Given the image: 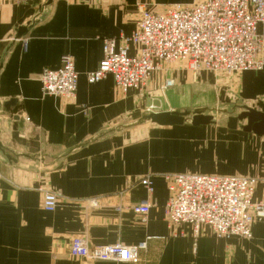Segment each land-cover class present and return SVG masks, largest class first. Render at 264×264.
Masks as SVG:
<instances>
[{
	"label": "crops",
	"instance_id": "crops-1",
	"mask_svg": "<svg viewBox=\"0 0 264 264\" xmlns=\"http://www.w3.org/2000/svg\"><path fill=\"white\" fill-rule=\"evenodd\" d=\"M194 1L50 0L40 11L47 0H0V143L17 161L10 163L0 154V264H133L73 257L69 245L74 237L89 246L126 247L149 238L134 264H264V220L252 224L249 240L218 239L208 227L194 239L187 224L169 230L163 178L252 177L257 180L253 200L260 201L264 135L242 131L245 122L228 129L226 120L200 126L148 123L113 132L148 111L214 107L185 104L222 100V92L231 101L264 111V68L230 77L204 73L195 79L173 66L153 73L141 91L125 94L111 75L96 83L86 79L103 57V41L133 32L138 7L160 11ZM37 16L14 41L16 30ZM64 56L78 74L74 98L43 96L40 72L58 69ZM167 80L174 85L165 88ZM10 101L14 103L5 107ZM145 176L153 182L150 195L139 182ZM40 187L58 195L53 212L42 209ZM140 201L151 205L144 220L129 208Z\"/></svg>",
	"mask_w": 264,
	"mask_h": 264
},
{
	"label": "built area",
	"instance_id": "built-area-1",
	"mask_svg": "<svg viewBox=\"0 0 264 264\" xmlns=\"http://www.w3.org/2000/svg\"><path fill=\"white\" fill-rule=\"evenodd\" d=\"M133 50L131 54L130 51ZM103 57L96 70L86 74L89 83L111 75L118 90L141 91L155 72L183 67L195 78L199 73L232 76L264 68V0H196L153 11L140 6L135 29L129 36L105 39ZM78 74L64 56L56 70L43 69L38 77L43 96L71 100ZM173 85L165 82V88ZM168 198L164 220L169 230L187 224L196 239L203 227L218 239L249 240L255 221L264 220V199L253 200L257 180L239 175H164ZM140 185L150 195L153 182L142 177ZM41 206L53 212L57 194L40 187ZM151 205L140 201L129 208L145 219ZM174 233V232H173ZM149 238H146L148 240ZM146 240L135 246H89L72 238L69 254L85 261L137 263Z\"/></svg>",
	"mask_w": 264,
	"mask_h": 264
},
{
	"label": "water",
	"instance_id": "water-1",
	"mask_svg": "<svg viewBox=\"0 0 264 264\" xmlns=\"http://www.w3.org/2000/svg\"><path fill=\"white\" fill-rule=\"evenodd\" d=\"M50 0H47V3L40 9L42 11L48 4ZM39 16V15H38ZM38 16L26 24L23 27H20L16 30L15 36L13 38L14 41H17L22 38V36L30 29V27L37 21ZM12 101L8 102L5 107L12 105ZM4 107V106H3ZM158 107V105L156 106ZM239 110L240 112L234 116H231L233 113L229 112L227 108L218 107V108H198L190 111H165V112H151L148 111L143 113L137 121L130 123L128 125L121 126L120 128L115 129L113 132L132 128L135 126H139L142 124H153L162 127H170V126H180V125H190V126H200V125H216V118L221 116H226V128L235 129L238 123L245 122V125L240 126L242 131L246 133H252L255 135H264V111H256L253 108H250L246 105L242 106H234L231 108V111ZM102 135H98L93 137L92 139L86 141L81 144L79 147H83L84 145L97 140ZM8 149H6L0 143V154L5 157L8 162L16 163V159H14L10 154H7ZM22 157L30 159V161H40L43 163L45 160L43 158H35L29 157L26 155H21Z\"/></svg>",
	"mask_w": 264,
	"mask_h": 264
},
{
	"label": "rangeland",
	"instance_id": "rangeland-1",
	"mask_svg": "<svg viewBox=\"0 0 264 264\" xmlns=\"http://www.w3.org/2000/svg\"><path fill=\"white\" fill-rule=\"evenodd\" d=\"M182 68V69H181ZM179 70L180 71H186L183 67H180L179 68ZM174 71H178V70H174ZM188 73H190V72H188ZM205 74H209V75H211V76H216V77H219V76H222V77H224V76H226V75H223V74H217V75H214V74H211V73H207V72H204ZM204 73H199V74H197V76L195 77V79H197L201 74H204ZM185 74V73H184ZM191 74V73H190ZM230 77V76H229ZM174 85V84H173ZM172 85V86H173ZM171 86V87H172ZM168 88H170V87H168ZM205 89H207L206 87H204V88H202V90H205ZM225 92H222V95H221V97H222V100H217V99H215V100H211L210 98H205L204 100H202V101H196V100H194V101H192L191 103H187V104H185V107L186 108H192L191 106H193V105H195V104H202V103H204V104H216V106H214V107H206V109H211V108H220V107H223V108H227V110L229 111V112H232L233 114L231 115V116H234V115H236V114H238L240 111L239 110H234V111H231V108H233L234 106H242V105H245V104H242V103H240V102H238V101H236L235 99V101L233 100V101H231V97L230 96H228L227 94H224ZM228 99H229V101H228ZM213 102V103H212ZM247 106V105H246ZM190 110H194V109H187V111H190ZM184 110H182V111H180V112H183ZM186 111V110H185ZM226 120V116H221V117H217L216 118V125H217V123H219V124H223V122ZM39 163V162H38ZM49 166V165H48ZM47 166V167H48ZM146 249V248H145ZM144 249V250H145ZM144 250H142V251H144ZM139 262V261H138ZM137 262V263H138Z\"/></svg>",
	"mask_w": 264,
	"mask_h": 264
}]
</instances>
